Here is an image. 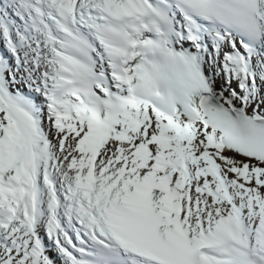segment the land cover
Here are the masks:
<instances>
[{
  "label": "snow or ice",
  "instance_id": "6c2138e0",
  "mask_svg": "<svg viewBox=\"0 0 264 264\" xmlns=\"http://www.w3.org/2000/svg\"><path fill=\"white\" fill-rule=\"evenodd\" d=\"M0 264H264V0H0Z\"/></svg>",
  "mask_w": 264,
  "mask_h": 264
}]
</instances>
